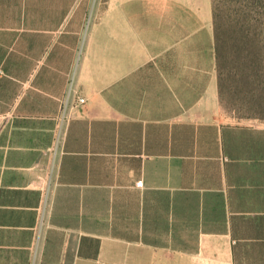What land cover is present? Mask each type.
Returning <instances> with one entry per match:
<instances>
[{
    "label": "crops",
    "instance_id": "crops-1",
    "mask_svg": "<svg viewBox=\"0 0 264 264\" xmlns=\"http://www.w3.org/2000/svg\"><path fill=\"white\" fill-rule=\"evenodd\" d=\"M221 114L213 0H0V264H264Z\"/></svg>",
    "mask_w": 264,
    "mask_h": 264
},
{
    "label": "rangeland",
    "instance_id": "rangeland-1",
    "mask_svg": "<svg viewBox=\"0 0 264 264\" xmlns=\"http://www.w3.org/2000/svg\"><path fill=\"white\" fill-rule=\"evenodd\" d=\"M216 4L221 116L229 124H260L264 120L254 116L264 118V0H216Z\"/></svg>",
    "mask_w": 264,
    "mask_h": 264
},
{
    "label": "trees",
    "instance_id": "trees-1",
    "mask_svg": "<svg viewBox=\"0 0 264 264\" xmlns=\"http://www.w3.org/2000/svg\"><path fill=\"white\" fill-rule=\"evenodd\" d=\"M218 5L216 4V0H213V27H214V36H215V49H216V57L218 63V84H219V95H220V105L222 107V94H221V73L219 71V62L221 57L220 50V15L217 13ZM244 118V116H239ZM256 119L264 120L260 116H254Z\"/></svg>",
    "mask_w": 264,
    "mask_h": 264
},
{
    "label": "built area",
    "instance_id": "built-area-1",
    "mask_svg": "<svg viewBox=\"0 0 264 264\" xmlns=\"http://www.w3.org/2000/svg\"><path fill=\"white\" fill-rule=\"evenodd\" d=\"M85 99L84 98H79L78 99V104L79 105H81V106H83L84 105V103H85ZM135 187H137V188H143L144 187V182H143V180H139V181H137L136 182V184H135Z\"/></svg>",
    "mask_w": 264,
    "mask_h": 264
}]
</instances>
